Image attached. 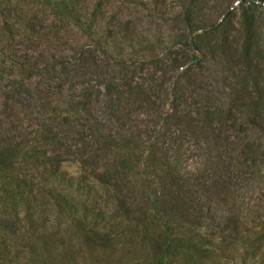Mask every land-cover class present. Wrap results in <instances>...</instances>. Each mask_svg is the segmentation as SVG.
Segmentation results:
<instances>
[{"label":"rangeland","instance_id":"obj_1","mask_svg":"<svg viewBox=\"0 0 264 264\" xmlns=\"http://www.w3.org/2000/svg\"><path fill=\"white\" fill-rule=\"evenodd\" d=\"M76 1L79 20L59 16L44 5V0H0V182L23 178L33 186L36 197L50 185L67 188L75 176H80L83 185L92 182L106 188L110 181L104 171L114 160L97 128L106 133L110 126L112 115L103 94L108 69L117 62L113 57L143 61L170 54L183 60L191 53L195 60L187 64L190 109L196 110L202 102L223 104L226 112L231 111L230 117L242 123L241 130L232 134L235 142L250 140L254 144L245 156L249 162L243 164L234 143L224 139L220 147L226 150L217 152L224 165L207 164L201 174L204 181L213 183V189L226 193L225 205L218 208L209 203L214 197L204 198L199 201L204 211L194 213L207 217L212 225L219 264H249L246 237L253 229H264V2L245 0L246 8L257 19L252 44L259 52L246 55L252 57L248 62L240 48L245 33L240 15L243 0L203 1L207 21L219 25L207 39L228 38L233 57L229 63L222 62L219 54L206 50L195 53L189 47L190 41L203 32H192L186 26L181 17L182 0ZM230 9L238 15L227 32L220 24ZM243 75L249 79L246 93L239 83ZM25 83L33 86V93L24 88ZM245 100L262 105V114L253 117L235 110L234 105ZM78 101L83 102L81 115L72 110L71 103ZM170 122L175 135L182 126L174 118ZM81 123H86L85 127ZM182 132L186 139L189 133L185 129ZM228 134V130L223 132L224 137ZM132 147L136 153L137 145ZM119 177V185L126 190L127 178L123 174ZM7 196L1 189L0 215L9 213L11 223L0 229L20 230L28 240L35 233L34 223L26 218L29 211L15 213ZM240 201L246 206L240 209L244 217L238 220L235 214ZM200 220L196 218L193 223Z\"/></svg>","mask_w":264,"mask_h":264},{"label":"trees","instance_id":"obj_2","mask_svg":"<svg viewBox=\"0 0 264 264\" xmlns=\"http://www.w3.org/2000/svg\"><path fill=\"white\" fill-rule=\"evenodd\" d=\"M44 1L59 16L80 19L78 1ZM203 1H181V17L186 26L192 32H203L190 41L189 47L195 53L206 50L219 54L222 62L230 63L233 57L228 51V38L207 39L219 25L207 21L202 12ZM245 2L240 7L245 24L244 44L240 48L243 60L251 62L252 57L246 55L259 53L252 44L257 19ZM237 15L231 9L225 11L220 24L224 31H231ZM113 58L117 62L108 69L103 94L112 115L110 126L106 133L97 128V133L105 137V148L113 154V164L104 171L110 184L106 188L92 182L83 185L80 176H75L67 188L50 185L36 197L33 186L23 178L0 182L9 206L18 214L28 210L26 218L35 225V233L28 240L20 230L0 229V264H219L212 225L194 210L204 211L199 201L209 197L215 198L209 200L215 207L225 205L226 193L213 189V183L202 179L201 171L207 164L220 168L224 165L217 153L226 150L220 147L224 139L234 143L243 164L249 162L245 156L254 144L250 140L235 142L232 134L236 135L242 123L230 117L231 111L226 112L223 104L202 102L196 110L190 109L192 90L188 88L187 64L195 60L191 53H186L183 60L170 54L143 61ZM198 64L199 60L195 61ZM239 83L246 93L248 77L243 75ZM23 86L33 93L32 85ZM94 95L99 97L96 92ZM82 104L71 103L75 115L82 114ZM234 108L253 117L262 114V105L253 101L245 100ZM136 112L141 116L132 117ZM170 118L182 126V131L187 130L186 139L181 130L173 134L171 122L167 123ZM99 120L96 119V126ZM225 130L229 131L227 137L223 136ZM133 144L137 145L136 153ZM120 174L128 180L126 190L118 183ZM138 200L140 205L136 204ZM240 202L235 214L238 220L244 217L240 209L246 206ZM225 215H220L221 224ZM196 218L202 219L199 224L193 223ZM10 223L9 213L0 215V226ZM244 246L250 247L249 264H264V229H253Z\"/></svg>","mask_w":264,"mask_h":264}]
</instances>
